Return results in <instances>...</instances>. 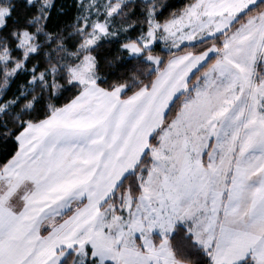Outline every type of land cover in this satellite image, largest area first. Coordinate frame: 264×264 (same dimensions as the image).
Here are the masks:
<instances>
[{"label": "snow or ice", "instance_id": "1", "mask_svg": "<svg viewBox=\"0 0 264 264\" xmlns=\"http://www.w3.org/2000/svg\"><path fill=\"white\" fill-rule=\"evenodd\" d=\"M0 264H264V0H0Z\"/></svg>", "mask_w": 264, "mask_h": 264}, {"label": "trees", "instance_id": "2", "mask_svg": "<svg viewBox=\"0 0 264 264\" xmlns=\"http://www.w3.org/2000/svg\"><path fill=\"white\" fill-rule=\"evenodd\" d=\"M175 2L179 3V2H180V0H175Z\"/></svg>", "mask_w": 264, "mask_h": 264}]
</instances>
